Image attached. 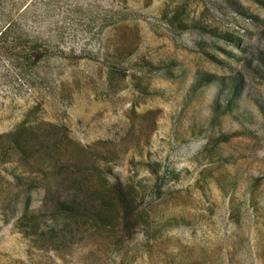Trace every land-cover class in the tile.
Segmentation results:
<instances>
[{
	"label": "rangeland",
	"instance_id": "obj_1",
	"mask_svg": "<svg viewBox=\"0 0 264 264\" xmlns=\"http://www.w3.org/2000/svg\"><path fill=\"white\" fill-rule=\"evenodd\" d=\"M0 264H264V0H0Z\"/></svg>",
	"mask_w": 264,
	"mask_h": 264
},
{
	"label": "trees",
	"instance_id": "obj_2",
	"mask_svg": "<svg viewBox=\"0 0 264 264\" xmlns=\"http://www.w3.org/2000/svg\"><path fill=\"white\" fill-rule=\"evenodd\" d=\"M37 126L22 127L11 134V139L14 146L21 152L26 153V139L29 135H34ZM83 172L90 173V170ZM69 175V182L74 187H85L84 179L87 175L82 174V177H75L77 169L64 172ZM100 185V184H99ZM88 200H98L100 205L96 208V212L91 214L89 219L90 222H95L96 226L102 224L108 225L110 228H120L123 231L131 232L132 228L135 227V220L132 217L134 210V192L130 185L123 184L122 182L115 180L112 184L105 185L101 184L98 189H94L92 192L87 193ZM61 210L66 211L69 216L77 217V213L85 212L83 206H71L69 204H62ZM80 218H84L80 216Z\"/></svg>",
	"mask_w": 264,
	"mask_h": 264
}]
</instances>
